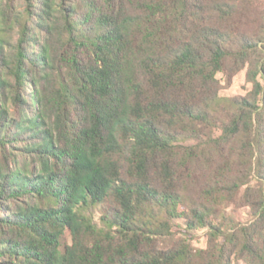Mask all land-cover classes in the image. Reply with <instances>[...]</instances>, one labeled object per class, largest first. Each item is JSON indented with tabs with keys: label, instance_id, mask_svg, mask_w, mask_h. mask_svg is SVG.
I'll list each match as a JSON object with an SVG mask.
<instances>
[{
	"label": "trees",
	"instance_id": "trees-1",
	"mask_svg": "<svg viewBox=\"0 0 264 264\" xmlns=\"http://www.w3.org/2000/svg\"><path fill=\"white\" fill-rule=\"evenodd\" d=\"M242 70L245 95H220ZM233 255L264 264V5L0 0V264Z\"/></svg>",
	"mask_w": 264,
	"mask_h": 264
},
{
	"label": "rangeland",
	"instance_id": "rangeland-1",
	"mask_svg": "<svg viewBox=\"0 0 264 264\" xmlns=\"http://www.w3.org/2000/svg\"><path fill=\"white\" fill-rule=\"evenodd\" d=\"M259 4L264 5V0H258ZM219 77V94L224 96H238L245 95L250 89L251 85L245 81V70L238 72L230 82L227 83L222 74ZM21 161H19L20 163ZM29 168H34L33 164L29 165ZM254 184V182H252ZM244 187H242L239 195L243 193ZM225 213L228 217L232 218L234 224H240V226H247L253 222L255 218L251 215L250 207L241 202L240 199H236L234 202L228 203L225 207ZM101 209L97 208L93 210V215L97 221L100 217ZM229 224L231 222L227 221ZM230 226V225H229ZM230 229L232 226L229 227ZM173 230L178 236L185 237L195 248H205L207 243V228H197L190 232H185V224L182 219H176L173 221ZM64 243L69 242V237L65 236ZM232 264H247L243 259L233 255L231 258Z\"/></svg>",
	"mask_w": 264,
	"mask_h": 264
}]
</instances>
